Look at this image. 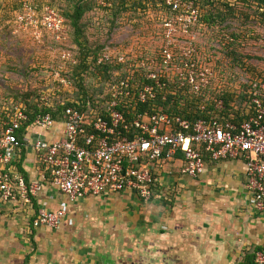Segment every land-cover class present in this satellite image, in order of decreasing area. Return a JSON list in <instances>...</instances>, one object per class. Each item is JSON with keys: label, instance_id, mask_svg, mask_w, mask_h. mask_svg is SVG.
Wrapping results in <instances>:
<instances>
[{"label": "built area", "instance_id": "1", "mask_svg": "<svg viewBox=\"0 0 264 264\" xmlns=\"http://www.w3.org/2000/svg\"><path fill=\"white\" fill-rule=\"evenodd\" d=\"M18 2L16 33L38 43L47 36L54 45H66L67 26L57 10L40 0ZM98 3L110 6L106 0ZM164 6L170 14L160 11L164 42L154 54L107 49L99 53L96 65L114 69L94 105L75 102L76 108L62 102V118L56 121L53 88L41 94L35 109L25 100H0V206L33 207V200L49 183L70 203L124 191L147 201L157 182L155 171L181 156L180 173L190 178L203 173L206 159H242L250 204L264 212V82L252 86L245 110L248 117L239 124L216 116L191 122L165 112L154 102H164L178 91L199 95L212 72L200 63L196 47L178 43L198 23L201 11L185 0H164ZM61 59L77 65L69 50ZM57 81L64 88L70 85L66 76H58ZM214 102L216 109H223L221 101ZM31 114L33 121L27 124ZM36 130L40 137L32 140ZM28 145L41 165L40 181L31 185L17 167ZM64 217V209L41 208L32 226L57 229ZM254 255L256 264H264V252Z\"/></svg>", "mask_w": 264, "mask_h": 264}, {"label": "crops", "instance_id": "2", "mask_svg": "<svg viewBox=\"0 0 264 264\" xmlns=\"http://www.w3.org/2000/svg\"><path fill=\"white\" fill-rule=\"evenodd\" d=\"M205 161L196 178L180 173L181 156L162 164L147 201L124 191L70 203L49 183L37 209L1 205L0 264H256L264 212L250 204L244 161ZM17 167L27 185L40 181L30 145ZM41 208L64 209L59 228L31 227Z\"/></svg>", "mask_w": 264, "mask_h": 264}, {"label": "rangeland", "instance_id": "3", "mask_svg": "<svg viewBox=\"0 0 264 264\" xmlns=\"http://www.w3.org/2000/svg\"><path fill=\"white\" fill-rule=\"evenodd\" d=\"M40 1L45 5L52 1L59 12L65 6L64 0ZM17 5L16 0H0V100H15V95L31 93L34 104L49 88L58 93L52 101L66 103L73 100L77 93L74 84L71 82L64 88L57 81L58 76L65 77L75 67L61 59L62 53L67 50L76 59L78 49L73 42V29L69 27V33L67 27L68 41L65 46L54 45L47 36L38 43L27 34L16 33L15 18L21 10ZM240 12H246L250 18H242ZM251 13L246 7L237 5L235 18L211 26L201 21L190 29L187 36L178 39L180 44L196 47L200 63L211 69L212 75L202 91L207 100H214L218 93L225 91L233 96H246L264 74V28ZM161 15L150 4L145 11L130 8L117 16L110 15V11L94 10L85 14L80 23L84 25L86 45L92 51H140L145 56L154 54L164 42ZM231 34L236 37L232 38ZM82 78L89 89L104 87L105 82L102 81V84L92 71L84 73ZM28 100L30 102L32 98ZM40 134V131H34L31 139L39 138Z\"/></svg>", "mask_w": 264, "mask_h": 264}, {"label": "trees", "instance_id": "4", "mask_svg": "<svg viewBox=\"0 0 264 264\" xmlns=\"http://www.w3.org/2000/svg\"><path fill=\"white\" fill-rule=\"evenodd\" d=\"M18 2V0H16ZM187 2H192L194 7L201 11V16L198 21V25L204 22L206 25L211 26L216 22H225L229 18H235V6L241 5L242 7H246L247 10H251L252 17L257 19L259 25L264 28V0H185ZM65 6L64 9L59 12L58 7L54 6L55 3L50 1L46 3L52 8H56L62 17L65 20V25H67L69 33L70 30L73 29V42L77 46V54L75 55L77 60V65L71 69V73L67 74L66 77L69 79L70 83L74 84V87L77 89V93L73 100H67L65 106L76 107L75 102L82 103L86 105L87 103L95 104L97 100V92L101 95L104 91V87L107 85V82L110 81L111 71L114 69L108 65H96V59L99 55L100 51H92L90 47L86 45V41L83 36V24L80 23L82 17L94 10L101 11H110V15L117 16L118 13L122 11H127L130 8L135 10L145 11L148 9V6L151 4L152 7L157 8V11H163L165 14H170V11L167 7L164 6V0H106V2L110 3V6L103 7L98 2L99 0H64ZM17 8H20V3L18 2ZM240 16L244 19H249L250 15L246 12H240ZM69 27L71 29H69ZM232 38H235V34H231ZM232 53H234L232 51ZM230 55V54H229ZM92 59V60H91ZM91 65H94L93 68L90 69ZM93 75L102 83L104 87L99 90H92L85 86L84 79L82 78L84 73L91 72ZM264 82V74L260 76V78L256 81ZM175 84L171 85V88H174ZM187 88V87H186ZM56 94L57 91L55 92ZM30 96V97H29ZM32 100L29 102V98ZM38 97V95H36ZM22 98L27 102V105L30 109H35L33 104V97L31 93H24L21 95H15L14 99L18 100ZM56 98V97H55ZM216 99L207 100L204 98L203 93L201 92L199 95L194 96L191 93L187 92L182 93V91H178L176 95H169L164 102L161 100H157L154 102L158 106H161L165 112L170 113L171 115H177L182 117L183 119H187L191 122L197 121L199 119H209L213 116H216L219 120H228L232 121L235 124H239L244 116H240V110H246L247 105L250 101V96L248 95H231L227 91L220 92L215 96ZM238 99V100H237ZM249 99V100H248ZM264 99V98H263ZM21 100V99H20ZM221 101L223 103V109L218 110L215 108L214 101ZM73 101V102H72ZM102 102V99H100ZM56 110L52 112L53 118L56 121H60L62 118V112L65 107L61 106V103H56ZM143 107H148L145 104ZM203 107V109H201ZM80 110H85L83 107H78ZM236 108V110H235ZM33 121V115H29V122ZM33 205L35 209L37 206L35 204V200H33ZM33 224V222H32ZM33 227V226H31ZM34 228V227H33ZM32 246H34L33 241L31 242ZM258 251L264 252V245L260 248H257L251 254L250 262H254L255 253ZM27 264V259L26 263Z\"/></svg>", "mask_w": 264, "mask_h": 264}]
</instances>
